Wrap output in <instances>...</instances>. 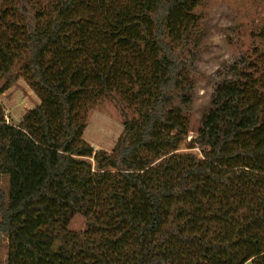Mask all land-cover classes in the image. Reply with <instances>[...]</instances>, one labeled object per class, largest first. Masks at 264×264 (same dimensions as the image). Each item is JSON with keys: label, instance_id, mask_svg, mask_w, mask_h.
<instances>
[{"label": "trees", "instance_id": "obj_1", "mask_svg": "<svg viewBox=\"0 0 264 264\" xmlns=\"http://www.w3.org/2000/svg\"><path fill=\"white\" fill-rule=\"evenodd\" d=\"M201 2L1 0L0 94L23 78L39 98L17 124L0 104L6 264H264V49L213 76L188 140ZM110 94L108 151L83 134Z\"/></svg>", "mask_w": 264, "mask_h": 264}, {"label": "rangeland", "instance_id": "obj_2", "mask_svg": "<svg viewBox=\"0 0 264 264\" xmlns=\"http://www.w3.org/2000/svg\"><path fill=\"white\" fill-rule=\"evenodd\" d=\"M198 11L202 14L205 36L197 59L200 73L196 80L191 114V126L194 131L190 132L188 140L195 136L204 106L210 101L214 88L213 76L228 70L227 65L248 49L256 46L264 49V0H202ZM4 81L5 79H0V86ZM121 100L130 116L135 117L136 110L124 99ZM38 102V96L23 78L15 79L13 84L0 94V104L5 110L6 118L15 124ZM123 129L124 114L118 97L115 94L105 95L89 111L83 138L95 149L111 151ZM179 151L200 154L198 147L190 149L187 144H182ZM6 177H0V188L5 191L8 187ZM70 226L73 230H83L85 218L76 215ZM6 257L7 244L0 241V264H6ZM245 264L255 263L249 260Z\"/></svg>", "mask_w": 264, "mask_h": 264}]
</instances>
